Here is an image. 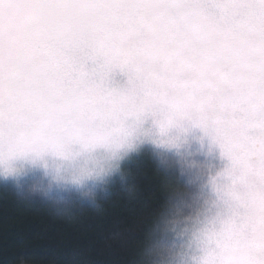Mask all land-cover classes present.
Returning a JSON list of instances; mask_svg holds the SVG:
<instances>
[{
	"label": "clouds",
	"instance_id": "obj_1",
	"mask_svg": "<svg viewBox=\"0 0 264 264\" xmlns=\"http://www.w3.org/2000/svg\"><path fill=\"white\" fill-rule=\"evenodd\" d=\"M146 149L175 182L129 264H264V0H0V181L20 203L102 213L117 180L136 201Z\"/></svg>",
	"mask_w": 264,
	"mask_h": 264
},
{
	"label": "trees",
	"instance_id": "obj_2",
	"mask_svg": "<svg viewBox=\"0 0 264 264\" xmlns=\"http://www.w3.org/2000/svg\"><path fill=\"white\" fill-rule=\"evenodd\" d=\"M126 168L141 190L138 200L126 199L117 180L109 197L99 194L102 213L84 205L71 219L54 215L39 199L24 206L12 183L1 182L0 264H17L21 256L40 264L49 258L55 264H129L151 209L166 198L162 181L175 182V174L159 168L147 149Z\"/></svg>",
	"mask_w": 264,
	"mask_h": 264
},
{
	"label": "rangeland",
	"instance_id": "obj_3",
	"mask_svg": "<svg viewBox=\"0 0 264 264\" xmlns=\"http://www.w3.org/2000/svg\"><path fill=\"white\" fill-rule=\"evenodd\" d=\"M3 182V181H0V183ZM74 195V194H73Z\"/></svg>",
	"mask_w": 264,
	"mask_h": 264
}]
</instances>
